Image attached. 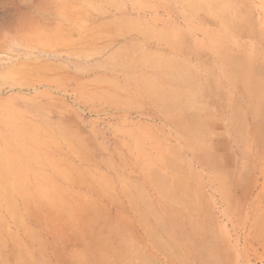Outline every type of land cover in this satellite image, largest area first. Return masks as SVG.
<instances>
[{"label":"rangeland","instance_id":"1","mask_svg":"<svg viewBox=\"0 0 264 264\" xmlns=\"http://www.w3.org/2000/svg\"><path fill=\"white\" fill-rule=\"evenodd\" d=\"M22 2L0 0V46L10 35L3 15ZM169 6L162 22L110 41L87 63L0 55V264H75V255L81 264H135L126 248L151 257L143 237L154 235L138 209L159 212L164 193L180 187L214 231L219 264H264V0ZM56 66L96 79L75 101L56 92L33 99L45 90L27 85ZM169 88L190 91L182 104L209 130L211 151L197 140L194 152L185 146L173 125L184 112ZM16 141L26 148L5 146ZM205 157L214 166L202 167ZM111 251L118 255L99 261Z\"/></svg>","mask_w":264,"mask_h":264},{"label":"bare ground","instance_id":"2","mask_svg":"<svg viewBox=\"0 0 264 264\" xmlns=\"http://www.w3.org/2000/svg\"><path fill=\"white\" fill-rule=\"evenodd\" d=\"M171 1L27 0L26 3L22 2L21 6H15L14 9L6 11L3 15L4 29L6 32H10V35L5 42H2L4 45L0 46V55L9 57L7 60L29 59L35 56L37 59H54L69 64L72 62L71 60L79 58L82 59V62L87 63L92 56L102 54L109 47L110 41L137 38L142 24L162 22L163 15L169 16L172 13L169 6ZM27 10L34 12L39 18H32L26 13ZM168 43L166 48H172V52L179 54L185 52L179 48L176 50L171 42ZM2 60L5 59H0V62ZM150 66L147 64L145 67ZM57 67L59 66L50 69L55 71L49 76L34 81L32 85H27L28 90L33 92L38 88L45 90V92L36 93L33 99L44 98L53 101L58 98V96L53 97L52 93L56 92V94L61 93L60 100L71 99L75 101L81 98L82 93L79 92L81 88L96 79L86 74L89 72L88 69L84 73L79 72L78 69H75V72H69L61 70V67L56 69ZM177 77L182 78L180 75ZM174 85H180V81L176 80ZM18 90H23V87L19 86ZM167 91L173 103L180 106H176L177 109L173 107L166 112L175 109L184 112L182 117L173 120V125L181 130L185 138L189 139L185 146L189 150L194 149L191 150L194 152L195 147H193L192 141L197 140L202 145L201 150L204 153L211 151L213 141L209 137V130L202 124L198 114H190L186 111L187 106L182 104V97H185L186 103L191 101L190 91L184 90L187 93H181L170 88ZM154 95L160 96L161 93H154ZM23 135L24 138L28 137V133L24 132ZM5 146L9 150H13L16 146L26 148L23 141L7 142ZM199 162L202 167L214 166L211 159L207 157L202 158ZM173 181L175 182V178ZM155 190L158 192L157 188ZM178 190V193L174 191L164 193L166 202L160 211L158 210L159 212L154 210L149 212L146 208L138 209L137 216L151 215L153 221L152 223L150 220L152 225L150 228L154 235L150 236V232L147 231L143 237V245L150 250L153 259L149 256L140 257L137 253L131 252L133 249L126 248V252L132 256V258L130 257L131 261L135 264H219V257L215 255L219 248L214 241V231H211L207 225L202 227L195 218L198 207L193 200L194 194L186 188L180 187ZM177 194L178 199H181L175 203ZM173 200L175 201L173 202ZM138 222L144 223L142 218ZM192 240L194 243L191 242ZM120 247L117 249L120 250ZM116 255H118L117 252L111 251L105 256L99 255L98 259L100 262H106V259L111 260ZM80 258L75 255L74 259L77 261L75 264H81ZM20 262L16 260L15 264H20ZM30 264L34 263L30 261Z\"/></svg>","mask_w":264,"mask_h":264}]
</instances>
